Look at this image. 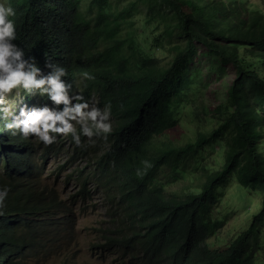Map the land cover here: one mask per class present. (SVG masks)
I'll return each instance as SVG.
<instances>
[{
  "label": "trees",
  "instance_id": "trees-1",
  "mask_svg": "<svg viewBox=\"0 0 264 264\" xmlns=\"http://www.w3.org/2000/svg\"><path fill=\"white\" fill-rule=\"evenodd\" d=\"M8 2L15 12L13 42L24 56H32L42 72L44 59L63 66L66 82L88 72L93 79L84 81L79 92L88 102L94 96L98 107L107 101L113 125L103 140L88 144L81 137L80 148L59 135L45 146L34 137L0 130V186L9 189L3 206L9 216L0 222V264H26L23 255L32 248L35 217L60 203L54 189L37 190L34 178L43 177L44 160L54 157L59 163L63 155L65 164L47 176L57 179L61 171L74 168L64 176L65 185L75 189L72 202L102 189L108 209L113 208L102 228L103 248L122 249L142 264H264V10L259 4L144 0L148 20L165 16L174 23L166 22L164 32L154 34L142 20L137 43L121 35L135 3L121 9L117 0ZM161 37L176 39L166 65L156 57L162 48L146 43ZM202 58L210 70L230 66L234 71L224 101L212 109L219 123L182 146L166 142L153 149L154 137L177 124V107L198 78L191 65ZM77 90L73 85L71 93ZM9 103L17 110L51 106L22 92L10 95ZM5 123L0 120V129ZM205 147L220 155L212 166L203 161ZM188 172L190 181L197 177L201 182L188 191L166 192L163 180L177 181ZM234 178L243 191L259 193L261 203L246 228L219 247L207 239L223 229L215 211L218 194Z\"/></svg>",
  "mask_w": 264,
  "mask_h": 264
},
{
  "label": "rangeland",
  "instance_id": "rangeland-1",
  "mask_svg": "<svg viewBox=\"0 0 264 264\" xmlns=\"http://www.w3.org/2000/svg\"><path fill=\"white\" fill-rule=\"evenodd\" d=\"M88 1L83 0V4L86 5ZM248 1L258 3L261 9L264 10V5L258 0ZM117 3L121 9L129 3H135V9L133 15L131 14L129 17V22L122 24L121 35L128 40L134 39L137 43L142 40L139 34L141 30L139 26L142 20H146L145 25L149 24V31L153 28L154 34L164 32L166 22L170 26L174 23V20L167 19L165 16H153L148 20V17L145 16L146 7L144 0H117ZM175 41L176 39L173 42H168L165 37H161L158 42L150 39L146 43L151 48H162V52L161 50L156 51V57H158L162 65H166L170 61L171 47L174 46ZM193 64L195 65H191V67L197 68L198 71H192V73L197 75L198 78L194 79L191 88L185 92V99L180 101L177 107V113H179L178 122L163 134L154 137L153 149L163 146L166 142H171L170 144L173 146H182L194 141L199 134H208L219 123V117L212 113V109L224 101L226 88L234 77V71L230 66L223 70H210L206 59H203L200 63ZM77 91H79V87ZM89 103L97 106L98 100L91 96ZM108 124L110 130L113 120L109 116ZM201 155L206 164H211L213 158H220V155L213 153L208 147L202 149ZM56 160L54 157L44 160L43 177L38 180L34 178V182L39 185L37 190L48 192L54 189L57 194L56 199L65 204L67 202L73 204L71 212L72 224L70 227L64 220L58 221L54 215L46 214L48 211L35 217V224L38 228L37 238L41 242L48 240V249L53 247L54 239H57L58 242L65 239L66 243L60 249L55 260L40 251L39 256L28 254L26 256V264H33L35 260L41 261L39 264H142L137 256L127 254L122 249L103 248L100 245L103 239L102 228L108 221L107 210L109 211L108 213H111L113 208L108 209L109 204L105 200V193L102 189H94L91 191L89 198L84 201L76 200L72 202L71 193L75 189L70 187L71 183L65 185L66 179L64 180V176L74 168L61 171L57 174L59 175L57 179L53 175L47 176L50 172L53 174L57 166L65 164L61 161L66 162V156H61L59 163ZM80 164L83 165L84 162H80ZM159 176L162 177V173ZM193 176L196 175L193 174ZM184 177L169 183L163 180L166 184V192L180 193L188 191L187 188L189 186H195L201 182L197 177L190 181L187 177L192 178V174L189 172ZM230 182L229 187H225L219 192L218 195H221V200L217 202L215 209V211L219 210L217 213L222 216L220 219H222L224 224L223 229L216 236L207 239V242H213L219 247L224 246L235 235L237 230L246 228L245 225L249 222L250 215L258 210L256 209L257 205L261 203V195L259 193L243 191L242 189L244 188L240 186V182L235 178L230 180Z\"/></svg>",
  "mask_w": 264,
  "mask_h": 264
},
{
  "label": "clouds",
  "instance_id": "clouds-1",
  "mask_svg": "<svg viewBox=\"0 0 264 264\" xmlns=\"http://www.w3.org/2000/svg\"><path fill=\"white\" fill-rule=\"evenodd\" d=\"M14 17V9L8 0H0V120L6 121L0 130L8 131L12 136L21 135L25 139L34 137L45 146L54 143L58 135L61 138H70L72 145L77 148L84 146L81 137H84L88 144L94 142L93 138L103 140L109 132L108 102L105 101L97 107L84 99L79 91L71 93L73 85L79 87L93 77L88 72H81L78 80L66 82L62 79L67 75L66 69L47 59H44L43 63L46 71L42 72L34 58L25 57L13 42ZM21 92L26 97L39 96L41 100L49 101L51 106L47 103L27 107L21 105L17 110L15 105L9 103V97ZM140 163L143 167H148L147 161ZM134 174H139V171L134 170ZM8 191L7 185L0 186V222L9 216L3 207ZM56 201L60 202L58 206L52 204L54 206H51L47 213H43L51 212L58 221H65L67 217L65 222L71 227L73 204L71 209L68 202L65 204L58 199ZM56 208L58 209L55 211ZM30 231L33 236L32 248L23 255L24 262L26 263L28 254L39 256L40 251L55 260L66 240L58 242L54 239L53 247L48 249L49 241L41 242L37 238L38 228L35 223ZM39 262L41 261L35 260L33 264Z\"/></svg>",
  "mask_w": 264,
  "mask_h": 264
}]
</instances>
